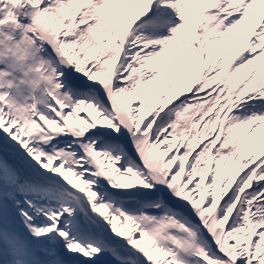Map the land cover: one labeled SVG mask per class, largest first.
I'll use <instances>...</instances> for the list:
<instances>
[{
  "label": "snow or ice",
  "instance_id": "1",
  "mask_svg": "<svg viewBox=\"0 0 264 264\" xmlns=\"http://www.w3.org/2000/svg\"><path fill=\"white\" fill-rule=\"evenodd\" d=\"M0 264H264V0H0Z\"/></svg>",
  "mask_w": 264,
  "mask_h": 264
}]
</instances>
